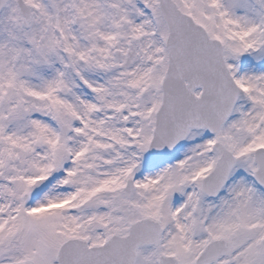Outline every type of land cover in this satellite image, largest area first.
Masks as SVG:
<instances>
[{
  "label": "snow or ice",
  "instance_id": "1",
  "mask_svg": "<svg viewBox=\"0 0 264 264\" xmlns=\"http://www.w3.org/2000/svg\"><path fill=\"white\" fill-rule=\"evenodd\" d=\"M0 264H264V0H0Z\"/></svg>",
  "mask_w": 264,
  "mask_h": 264
}]
</instances>
